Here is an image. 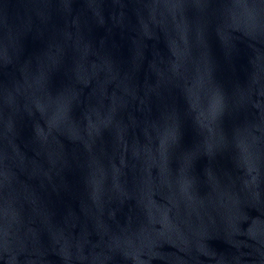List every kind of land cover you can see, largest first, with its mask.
Here are the masks:
<instances>
[{
    "label": "water",
    "instance_id": "1",
    "mask_svg": "<svg viewBox=\"0 0 264 264\" xmlns=\"http://www.w3.org/2000/svg\"><path fill=\"white\" fill-rule=\"evenodd\" d=\"M0 264H264V0H0Z\"/></svg>",
    "mask_w": 264,
    "mask_h": 264
}]
</instances>
